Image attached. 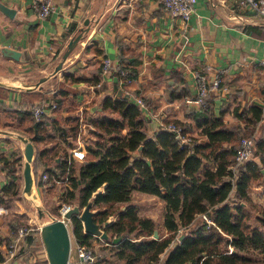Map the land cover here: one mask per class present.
Instances as JSON below:
<instances>
[{
  "label": "crops",
  "instance_id": "obj_1",
  "mask_svg": "<svg viewBox=\"0 0 264 264\" xmlns=\"http://www.w3.org/2000/svg\"><path fill=\"white\" fill-rule=\"evenodd\" d=\"M52 4L54 11L42 19L38 17L35 0H0V6L16 9L13 14L0 7V82L4 83L0 84V157L16 160L17 168V159H11L10 152L20 149L24 155V142L18 137L20 141H15L13 137L16 133L27 135L9 109L32 112L34 105H43L45 136L38 144L33 143L35 153L32 162L33 186L42 195L48 194L61 205L72 203L73 200L66 199V193L72 189L70 183L48 185L40 178L43 173L63 178V168L70 158L78 165L85 160V152L83 159H79L73 155V149L79 147L81 151L84 146H95L99 141L92 134L94 126L90 119L104 115L102 101L106 95L119 97L121 94L130 101L134 97L143 98L146 105L141 109L147 119L148 133L153 134L175 121L186 129L187 135L199 142L207 140L203 130L214 123L245 127L257 105L263 109V119L264 19L241 0H198L188 21L168 14L158 0H52ZM87 19L90 20L89 31L60 71L51 75L69 41L86 27ZM3 47L25 54L21 60H16L5 55ZM106 58L112 61L108 72L103 69ZM121 59L136 70L133 71L135 76L127 81L114 72ZM196 71L203 72L210 79L223 71V84L227 90L211 89L205 103L196 102ZM45 75L49 77L41 87L33 90L23 87L24 83H36ZM55 97L60 100L59 106L54 101ZM59 111L65 117H77L83 128L80 130L79 127L75 140L68 137L74 145L66 143L60 135L59 125L64 127L63 122H54ZM107 115L121 117L116 112H107ZM259 123L254 125L256 131ZM86 124L92 126L88 133L84 131ZM12 144H16V149L10 147ZM40 151L44 154L37 159ZM45 157L49 158L48 164L43 162ZM255 160L259 161L258 157ZM4 166V160L0 159V188L9 180L7 169L1 171ZM209 166L216 169L213 161H209ZM16 172L19 174L18 168ZM236 177L231 179L235 181ZM105 186L99 187L93 198L104 192ZM255 186L262 187L264 193V183H254L249 197L264 207V194L261 195V191L254 193L252 188ZM231 196L234 197V193ZM76 204L77 201L71 205ZM128 206H134L139 216L155 221L162 236L168 234L164 225L166 202L159 196L134 191L131 200L124 203L123 210ZM13 216H7L6 223H3L0 213V243L4 238L5 246V238H9L10 246L15 244L14 255L6 248L3 250L0 244L4 256L0 264H21L23 253H18L28 246L18 230V236L12 233L9 222ZM110 217H115L113 221L110 219L111 222L108 220L110 224L117 219V215ZM203 219L213 223L205 213L196 217L199 221ZM32 229L27 233L30 234ZM184 231H188L187 228H181L178 237ZM76 245V242L72 245L70 264H81ZM108 245L116 244L109 242ZM230 250H233L232 246ZM164 258L162 253L152 264H162ZM107 259L110 264H123L113 257L111 260L110 256Z\"/></svg>",
  "mask_w": 264,
  "mask_h": 264
},
{
  "label": "trees",
  "instance_id": "obj_2",
  "mask_svg": "<svg viewBox=\"0 0 264 264\" xmlns=\"http://www.w3.org/2000/svg\"><path fill=\"white\" fill-rule=\"evenodd\" d=\"M129 65L121 59L114 69L115 74L125 81L131 79L136 70ZM125 71L127 74L122 75ZM54 101L60 105L56 97ZM144 106L123 96L106 95L103 98L104 115L90 119L94 126L92 134L99 141L95 146L82 148L86 153L82 163L78 165L71 158L63 168L64 172L69 170L72 188L66 193V199L76 200L83 207L92 200L93 209H98L94 214L97 223L117 215V219L104 230L112 238L121 237V241L106 247L111 248V257L123 264H152L162 253L165 254L162 264H264V207L254 205L249 197L254 183H264V135L255 139L254 126L262 119V107H254L249 119L253 125L226 127L212 122L214 124L203 130L206 141L199 142L191 136L192 141L183 142L182 138L164 127L153 134L148 133L147 119L141 109ZM9 111L35 145L44 138L46 121L41 119L38 122L30 111L16 108ZM107 112H116L121 117L109 116ZM59 121L64 126L59 125L61 137L74 145L68 137L76 139L79 119L65 117L59 111L54 122ZM247 137L254 138L253 155L238 168L233 181L230 166L242 139ZM43 154V151L38 152L37 159H41ZM257 157L259 161L255 160ZM0 159L6 165L1 171L6 168L9 175L8 182L0 188L1 206L19 192L21 183L16 172V160L9 161L2 156ZM48 160L43 158L44 164H48ZM209 161L215 162V170L209 166ZM103 184H106L105 191L93 198L94 192ZM134 191L157 195L166 202V236L159 231L160 237L154 238L155 221L139 216L134 206L123 210L122 205L131 200ZM201 213L207 214L213 223L205 219L196 220ZM17 219L13 216L9 222L15 236H18ZM70 225L77 245H90L96 238L84 231L77 216L71 218ZM181 228L188 231L179 241L177 237ZM28 235H24V240L29 244ZM32 243L43 245L42 239L37 240V237ZM5 244L8 248L12 242L5 238ZM27 250L29 248L18 254ZM3 260L0 249V262Z\"/></svg>",
  "mask_w": 264,
  "mask_h": 264
},
{
  "label": "water",
  "instance_id": "obj_3",
  "mask_svg": "<svg viewBox=\"0 0 264 264\" xmlns=\"http://www.w3.org/2000/svg\"><path fill=\"white\" fill-rule=\"evenodd\" d=\"M7 13H16V9L7 7L5 5L0 6ZM85 28H82L81 31L75 35L68 43V46L64 53L62 54L61 60L54 67L51 75L56 74L63 66V63L70 56L71 52L77 46L79 41H81L85 34L89 31L90 20L87 19L85 21ZM2 52L5 55H9L16 60H21L22 55L25 53L12 49L10 47H3ZM24 60H26L24 58ZM49 76L45 75L39 79L36 83H24L23 87L26 90H33L37 87H41L42 83L48 79ZM0 84H4L0 82ZM121 95V94H120ZM119 95V96H120ZM92 129L90 124H86L84 126L85 133ZM264 130V117L260 121L255 139H258L262 136ZM10 134H14L11 133ZM16 136L24 142V168H23V192L25 194H29L32 185H33V172H32V162L34 159L35 147L33 142L25 135L16 133ZM92 201H89L86 206L81 208L79 204L73 205L63 212L62 217H56L52 215L47 209L42 205H37V215L40 220H44L42 225L39 227L41 239L43 241L45 251L47 254V258L49 264H70V255L72 250V233L69 225V221L73 216H77L83 223L84 231L86 233L93 234L95 236L100 237L101 239L112 242L113 244H118L121 241V237L112 238L103 228L100 223L95 222L94 214L95 212L92 210ZM110 223L107 221L106 225L108 226ZM187 231H184L179 237V240H182ZM154 238H159V231L157 229L154 230L153 233Z\"/></svg>",
  "mask_w": 264,
  "mask_h": 264
},
{
  "label": "built area",
  "instance_id": "obj_4",
  "mask_svg": "<svg viewBox=\"0 0 264 264\" xmlns=\"http://www.w3.org/2000/svg\"><path fill=\"white\" fill-rule=\"evenodd\" d=\"M197 2L198 0H158V3L168 14L173 15L175 17H180L185 21L191 19L192 15L195 12ZM241 3L247 4L253 11H255L260 17L264 19V0H241ZM35 8L37 10L38 17L42 19L46 18L54 11L52 0H35ZM111 67V59L106 58L103 65L104 72H108ZM222 72L223 71H219L218 73H216L213 79L208 78L207 75L201 71L195 72L198 91L197 98L195 99L196 102L200 104L205 103L206 98L208 97V94L211 89H216L217 91L227 90V87L223 84ZM126 74V71L122 73V75ZM98 85L99 84H97L96 86ZM133 100L139 105H145V100L143 98L134 97ZM52 107L55 108L56 105L53 104ZM44 112V106L41 104H36L32 107V113L39 121L42 119ZM81 128L82 127L80 125V130ZM164 128L168 131L174 132L179 138H182L183 142L192 141L190 135H184V127L182 125H179L175 122H169L164 125ZM254 145L255 141L253 137H247L242 139L241 145L236 151L234 163L232 164L233 176H237L238 168L251 159L253 155ZM78 149L79 147L73 149V155L78 157L79 159H83L85 153L83 150L80 151ZM70 160L71 158L68 160V163H70ZM68 175V169L66 170L63 178H58L55 175L43 173L41 175L40 181L48 185L62 182L70 183ZM71 206V204L64 203L61 207V213L63 214V212ZM28 230L29 229H26L25 227L18 228V232L22 237L28 232ZM106 244H109V242H106ZM14 248L15 244L10 246L9 252H11V255H14L15 253ZM75 250L77 252L78 257L80 258L81 264H108L107 261L104 259L102 252L94 248L92 245H76Z\"/></svg>",
  "mask_w": 264,
  "mask_h": 264
},
{
  "label": "rangeland",
  "instance_id": "obj_5",
  "mask_svg": "<svg viewBox=\"0 0 264 264\" xmlns=\"http://www.w3.org/2000/svg\"><path fill=\"white\" fill-rule=\"evenodd\" d=\"M11 121V120H10ZM18 132V131H17ZM89 132V131H88ZM21 133V132H20ZM15 139V141H20L18 140L17 136L13 137ZM88 142V140H86V143ZM19 143V142H18ZM16 144H12L10 145V147L14 148ZM20 145V143H19ZM10 158L12 159H17V168L19 171V175H21L20 177V183L23 186L24 181H23V168H24V155L23 153L21 154L20 149H16L12 152H10ZM19 159V160H18ZM37 189V188H36ZM33 186V188L31 189L29 194H25L22 191V187L20 188L19 192L14 195L12 198L8 199V202L6 204H4L3 207L0 208V210L2 212L1 215H3V223H6V217L8 216H13L16 215V217H18L17 222H16V229L18 230L19 227H25L26 229H30L33 228V231H30V234L28 236H30V240H29V244L27 246V248H29V250H27L24 254H23V258L20 261L21 264H49L48 258H47V254L46 251L44 250V245L42 244H33L32 241L34 239L33 235H36L37 240L40 238L41 239V234H40V230L39 227L42 225L44 220H40L38 215H37V205H42L44 206L45 209H47L52 215L54 216H61V203L56 202L54 199H52L51 197H49L48 194H43L40 193L38 190H36ZM253 192H260L261 195H263L264 193L262 192L263 188L262 187H253L252 188ZM34 193L36 194L37 198L36 199L34 197ZM252 201V200H251ZM71 204H74V202H76V200L71 201ZM252 203L254 205H260L258 203H255L254 201H252ZM124 206V204L122 205ZM261 206V205H260ZM81 208H83V206H81ZM93 208V205H92ZM59 210V211H58ZM116 217V216H115ZM115 217H109L106 221H113L115 219ZM105 221V223H106ZM110 221V222H111ZM2 223V224H3ZM104 222L100 223L102 225V228L104 229ZM69 225H70V221H69ZM70 229H71V225H70ZM33 232V233H32ZM72 233V231H71ZM39 236V238H38ZM36 239V238H35ZM37 242V241H36ZM107 242V241H106ZM105 240L101 239L100 237L96 236V238L94 239V241L91 242V245L98 249L99 251L102 252V254L105 256V253L108 254L107 256H105L106 258L110 256V259L112 260V257L110 255L111 253V248L106 247L108 244H106ZM4 243V238H2L1 241V246L3 248V250H5V248L9 251L10 250V245L7 246H3ZM73 243H75V238L72 234V245ZM26 248V249H27ZM20 249V247H19ZM10 256V255H9Z\"/></svg>",
  "mask_w": 264,
  "mask_h": 264
},
{
  "label": "bare ground",
  "instance_id": "obj_6",
  "mask_svg": "<svg viewBox=\"0 0 264 264\" xmlns=\"http://www.w3.org/2000/svg\"><path fill=\"white\" fill-rule=\"evenodd\" d=\"M14 135L16 136V134H14ZM32 188H33V185H32ZM34 197H35L36 199H38L35 193H34Z\"/></svg>",
  "mask_w": 264,
  "mask_h": 264
}]
</instances>
